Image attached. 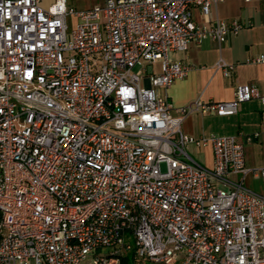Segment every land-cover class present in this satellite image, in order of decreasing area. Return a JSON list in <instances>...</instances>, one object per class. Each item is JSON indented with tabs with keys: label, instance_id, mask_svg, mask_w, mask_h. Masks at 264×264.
Returning <instances> with one entry per match:
<instances>
[{
	"label": "built area",
	"instance_id": "built-area-1",
	"mask_svg": "<svg viewBox=\"0 0 264 264\" xmlns=\"http://www.w3.org/2000/svg\"><path fill=\"white\" fill-rule=\"evenodd\" d=\"M217 1L0 0V264H122L129 253L136 264H264V195L244 183L264 179V165H246L236 135L181 127L190 112L264 105V87L178 108L158 92L191 68L168 54L242 27L193 20L192 7ZM245 61L264 64V52ZM216 67L227 76L234 64ZM189 142L210 144L212 164Z\"/></svg>",
	"mask_w": 264,
	"mask_h": 264
},
{
	"label": "crops",
	"instance_id": "crops-1",
	"mask_svg": "<svg viewBox=\"0 0 264 264\" xmlns=\"http://www.w3.org/2000/svg\"><path fill=\"white\" fill-rule=\"evenodd\" d=\"M53 0H40L43 6H49ZM104 0H67L77 9L91 7ZM192 17L197 24H208L215 19L227 23L237 20L242 27L236 34L228 33L225 42L219 44L215 39L204 37L188 43L185 50L171 52L169 58L191 65L190 70L181 78L166 87H159L160 95L165 96L175 108L187 104L199 97L202 100H230L235 89L241 84H255L264 87V64L246 62L248 56L264 52V0H219L212 3L207 14L194 6ZM70 21H75L70 16ZM222 58L233 63L229 75H224L216 67ZM159 62L147 67V73L158 71ZM237 112L230 115H217L214 112L201 114L188 113L181 123L182 130L195 138L200 136L236 135L244 144L245 162L249 167L264 165V132L250 141L245 135L252 134L261 125L264 105L257 99L240 102ZM210 144L197 147L194 142L187 144V150L198 162L211 165L213 150ZM244 183L252 190L264 195V179L247 174ZM264 233V232H262ZM161 264H180L173 259Z\"/></svg>",
	"mask_w": 264,
	"mask_h": 264
},
{
	"label": "rangeland",
	"instance_id": "rangeland-1",
	"mask_svg": "<svg viewBox=\"0 0 264 264\" xmlns=\"http://www.w3.org/2000/svg\"><path fill=\"white\" fill-rule=\"evenodd\" d=\"M139 68H141V65L136 66V67L134 68V70H137V69H139ZM147 70H148V69H147ZM109 250H110V247H107V246H104V247H102V248L97 249V251H98L99 253H101V254H106ZM127 255L130 256V257H129L130 259H129L128 264H136V262H134V261L131 259L132 257H131V255H130V253L127 254ZM88 259H89V261H87L86 264H92V263H91L92 257L89 256ZM144 262H146V264H152V263H150V262H148V261H144Z\"/></svg>",
	"mask_w": 264,
	"mask_h": 264
},
{
	"label": "trees",
	"instance_id": "trees-1",
	"mask_svg": "<svg viewBox=\"0 0 264 264\" xmlns=\"http://www.w3.org/2000/svg\"><path fill=\"white\" fill-rule=\"evenodd\" d=\"M131 255V254H130ZM130 256L129 255H125V256H123L122 257V259H121V262H122V264H128V262H129V258ZM131 257H132V255H131ZM132 259V258H131Z\"/></svg>",
	"mask_w": 264,
	"mask_h": 264
}]
</instances>
